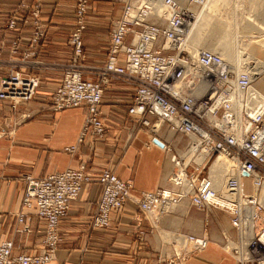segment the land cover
Here are the masks:
<instances>
[{"label":"built area","instance_id":"obj_1","mask_svg":"<svg viewBox=\"0 0 264 264\" xmlns=\"http://www.w3.org/2000/svg\"><path fill=\"white\" fill-rule=\"evenodd\" d=\"M182 1L123 0L121 15L110 23L105 62L91 80L83 77L79 65L89 0H75L71 63L48 103L54 113L86 110L76 144L64 149L73 156L83 144L93 150L96 142L106 138L105 89L113 82L130 87L126 118L150 129L160 122L168 134L183 141L162 146L172 164L169 186L137 193L132 182L120 180L109 168L94 175L85 163L45 177L26 175L16 215L18 232L29 231L26 212L32 211L45 224L44 238L34 255H15L11 240L0 242V264H49L60 242V222L84 187L93 183L101 191L89 220L91 229H109L111 217L127 205L156 229L162 219L187 204L206 219L213 212L229 217L234 238L222 233L221 245L237 264H264V96L254 86L262 73L257 74L250 62L236 71L210 50L189 53L190 24L207 0ZM26 9L22 4L10 15L8 30H16L19 11ZM32 16L30 37L14 38L6 61L0 45V102L9 103L11 112L32 102L39 86L37 77L24 74L26 67H18L38 64L31 56L37 54L46 32L38 19V6ZM30 116L22 114L21 119ZM147 117L155 123L150 125ZM153 139L146 147L154 144ZM159 239L162 251L163 247L172 251L168 264L186 263L209 244L206 230L201 235L177 232Z\"/></svg>","mask_w":264,"mask_h":264},{"label":"crops","instance_id":"obj_2","mask_svg":"<svg viewBox=\"0 0 264 264\" xmlns=\"http://www.w3.org/2000/svg\"><path fill=\"white\" fill-rule=\"evenodd\" d=\"M116 1L89 0L79 60L84 78L95 77V68H101L105 62L110 23L121 15V9L115 7ZM21 3L33 6L34 0H0V45L4 46V61L8 58L9 43L16 37L27 40L32 31L29 17V23H22L25 16H20L16 30H6L8 18ZM73 6L74 0L40 2L46 34L38 54L31 57L57 70L51 68L39 75V87L31 104L11 112L9 103L0 102V242L11 240L15 255L37 254L45 231V224L32 211H27L25 223L29 231L18 232L21 227L16 215L20 212L26 175L45 177L85 163L94 175L109 168L120 180L132 182L137 193L169 186L172 173L169 156L157 145L146 147L154 138L150 127L141 126L136 120L127 121L125 111L132 89L117 82L103 93L102 111L107 119L105 140L96 142L93 150L85 143L73 156L64 152L66 147L76 144L86 114L84 108L54 113L48 105L63 75L59 67L72 58L68 42L75 28ZM254 86L264 96V74ZM24 113H29L30 118L22 120ZM145 120L150 124L154 119ZM159 128L157 125L155 129ZM167 136L163 126L155 139L164 145H173ZM178 141L183 144L176 137L174 145ZM100 191L95 183L86 185L78 200L71 203L68 215L59 224L60 242L49 264H162L157 259L162 251L160 236L169 237L177 232L201 235L205 230L209 236L207 249L185 264H237L221 247L222 233L234 238L227 215L213 212L206 219L204 214L183 204L173 215L162 219L156 229H151L144 215L127 205L119 215L111 217L109 229H91L89 220L96 211Z\"/></svg>","mask_w":264,"mask_h":264},{"label":"rangeland","instance_id":"obj_3","mask_svg":"<svg viewBox=\"0 0 264 264\" xmlns=\"http://www.w3.org/2000/svg\"><path fill=\"white\" fill-rule=\"evenodd\" d=\"M41 1L42 0H34L33 6H29V5H26L24 3H21L16 7V9L13 12L15 13L19 9L20 5H22V4L26 5L28 7V10L26 9V10L21 11V12L19 11L20 16L26 17L25 19H23L22 23H29V21L27 19V17H29V19L31 20L30 23L32 25L33 20H34V18L32 16V12L34 11V8L36 6L39 7V18L38 19L40 21H42L41 17H40V2ZM212 1H215V0H212ZM122 2H123V0H118L115 2L116 3L115 7L117 9H119V11L122 8ZM74 5H75V0H74ZM207 9H209V10L212 9L214 11L207 12L208 11ZM197 10H200V9H197ZM73 11H74V6H73ZM205 12L208 15V17H207L208 19L203 18V21L205 23L207 22V25H205L202 29H203V35H204L203 37L206 40L205 41L206 44H211L210 40H214V39L219 40V39H226L227 38L226 40H229V42H233L234 40H236L235 42H236V45H238V50L242 51L244 54H247L246 55L247 57H249V55L252 57V59L250 60V65H253L254 66L253 68H255V67L259 68V66L261 65L260 69H264V67H263L264 66V46H261V45L258 46V45H255L254 42L253 43L251 42L252 40L250 37L253 34H254L253 36L258 37L257 36L258 34L255 33V31L252 30L251 27L249 26V23H252V25H254V23L251 20H255L257 18H262L261 16L264 13V0H222V1H216L214 3H210L209 5H207L205 7H202L201 11L198 12V14L205 13ZM43 25H45V24L43 23ZM6 26H7V24H6ZM6 30H8V29L6 28ZM31 33H32V31H31ZM243 37H244V39H242ZM263 38L264 37L262 35V37H259L256 39L260 40ZM72 54H73V52H72ZM71 59L72 58H70V61L65 66L59 67L60 70H62V72H64L68 68V66L71 63ZM257 60L260 62L258 65L256 64ZM36 61H38L37 65L18 64V67L19 68L26 67L25 69H22L24 74L25 75L29 74V75L35 76L38 79H39V75L44 74L45 72H47L51 68H53V69L55 68V70H57L56 69L57 67H51L50 65L42 62L41 60L36 59ZM19 68H16V69L19 70ZM95 69L97 72L98 68H95ZM257 73H260V72L257 71ZM263 74H264V71L262 72V75ZM95 78H96V76L93 77L91 80H94ZM127 88H130V87H127ZM32 102H30L28 104H31ZM28 104L21 105L18 108V110L21 109L22 107L28 105ZM24 114H26V113H24ZM127 121H128V119H127ZM154 123H155V121L151 120L150 124L152 125ZM157 125H159V124L155 123V125L152 128L155 133L151 129V132H152L151 137L155 138V134H157L161 130L162 126H160L159 129H155ZM0 131H2L1 128H0ZM171 137L172 136H170V135L167 136V138L171 139V141L174 145L176 142V137L175 136L173 138H171ZM164 139H165V137H164ZM170 139H167V140L170 141ZM166 218H168V217H166ZM221 247L223 248L222 245H221ZM157 255H158L157 259L160 263L168 264V260L170 257H172L173 254H172L171 249H169L168 247H163V251L160 254L158 253ZM174 264H185V263H179V262L175 261Z\"/></svg>","mask_w":264,"mask_h":264},{"label":"bare ground","instance_id":"obj_4","mask_svg":"<svg viewBox=\"0 0 264 264\" xmlns=\"http://www.w3.org/2000/svg\"><path fill=\"white\" fill-rule=\"evenodd\" d=\"M179 1L181 2L182 0H179ZM216 1H222V0H215V1L207 0V2L204 5V7L209 5L210 3H214ZM182 2H184V0ZM212 9L211 10L207 9L208 10L207 12L214 11ZM200 11H201V9L197 10L195 12L194 20H193L192 24H190V27H189L190 29H189V32H188L189 36H188V39H187L186 49L191 54H195L198 50H201V49H205V50H210L212 52H216V53L220 54L224 58V60L226 62H228L230 65H232L236 69V71H240L242 68L245 67V66H243L244 64H247V63L250 62L252 57L249 54H248L249 57H247L246 56L247 54H244L242 51L238 50V45H236V42H235L236 40H234L233 42H229V40H226L227 38L226 39H219V40H215L214 39L215 41L209 39L211 44H206L205 43L206 40L203 37L204 35H203V29L202 28L205 25H207V22L205 23L203 21V18L206 19L208 17V15L206 14V12L198 14V12H200ZM261 17L262 18H257L255 20H251L254 23V25H252V23H249V26L251 27V29L254 30L255 33L258 34L257 35L258 37L253 36L254 34L250 37L251 40H252L251 42L252 43L254 42V44L258 45V46H260V45L264 46V38L260 39V40L256 39V38L262 37V35L264 37V13L262 14ZM242 39H244V37ZM259 63L260 62L257 60L256 64L258 65ZM260 66H259V68H256V67L253 68V70L256 71V73H257V71L262 73L264 71V69H260ZM260 73H257V74H260ZM157 124L162 126L160 122H157ZM169 135L172 136V134H169ZM154 145H156V144H154ZM162 149H164V148H162ZM228 250L229 249H225V251L227 253H230V252H228Z\"/></svg>","mask_w":264,"mask_h":264},{"label":"water","instance_id":"obj_5","mask_svg":"<svg viewBox=\"0 0 264 264\" xmlns=\"http://www.w3.org/2000/svg\"><path fill=\"white\" fill-rule=\"evenodd\" d=\"M153 142H154V144H156L159 147L163 146V144L160 141L156 140V139Z\"/></svg>","mask_w":264,"mask_h":264}]
</instances>
